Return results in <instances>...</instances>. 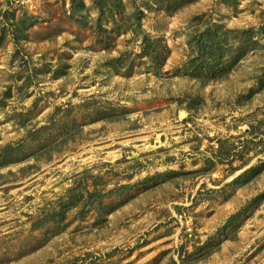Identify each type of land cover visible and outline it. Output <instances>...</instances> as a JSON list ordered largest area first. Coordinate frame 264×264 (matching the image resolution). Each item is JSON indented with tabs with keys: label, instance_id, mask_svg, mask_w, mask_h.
Returning <instances> with one entry per match:
<instances>
[{
	"label": "rangeland",
	"instance_id": "374dc122",
	"mask_svg": "<svg viewBox=\"0 0 264 264\" xmlns=\"http://www.w3.org/2000/svg\"><path fill=\"white\" fill-rule=\"evenodd\" d=\"M83 1L0 0V264H264V0Z\"/></svg>",
	"mask_w": 264,
	"mask_h": 264
},
{
	"label": "trees",
	"instance_id": "16d2710c",
	"mask_svg": "<svg viewBox=\"0 0 264 264\" xmlns=\"http://www.w3.org/2000/svg\"><path fill=\"white\" fill-rule=\"evenodd\" d=\"M98 1V0H97ZM108 1V0H107ZM159 2L160 6H163L164 0H157ZM77 3V5H81V7L85 6V2L83 0H73V3ZM180 3H177L175 5H170L173 7V9H169L170 11L174 12L177 9L181 7L182 0L179 1ZM116 6L120 7L124 11V8L122 6V1L118 0ZM116 15H114L115 17ZM215 31V30H214ZM228 33V31H223ZM212 37L210 39H207L204 41L205 43H202L200 45L199 54H201L198 58H195L193 61H191V70L192 75L202 78L203 81L209 82V81H215L218 80L225 75H227L228 71V63L238 61L242 58V56L245 55V52L247 51V44H243L238 48L232 49L231 47L227 46V40L223 41L220 38H218L217 32H211ZM226 33H223V35H226ZM225 42V43H224ZM163 41L157 40V41H150L147 37L144 39L145 46L143 47V51L146 55H148L150 58L153 59V61L157 62L158 64L161 63V61L167 59L169 55V48L167 45L163 44ZM244 53V54H243ZM197 71V72H196ZM200 72V73H199ZM18 151V148L16 146H7L6 150L4 151L5 155H3V158H7V156H12L10 158H13L16 156V152ZM7 159L6 164L8 162L15 163L17 159L14 161ZM39 222H42V220H39ZM45 223V222H42ZM37 228L38 226H41V224L35 225Z\"/></svg>",
	"mask_w": 264,
	"mask_h": 264
}]
</instances>
